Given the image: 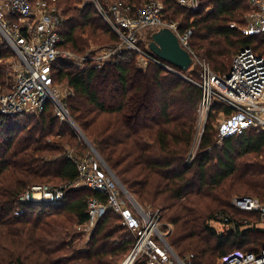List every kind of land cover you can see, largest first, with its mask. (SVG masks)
<instances>
[{"label":"trees","instance_id":"16d2710c","mask_svg":"<svg viewBox=\"0 0 264 264\" xmlns=\"http://www.w3.org/2000/svg\"><path fill=\"white\" fill-rule=\"evenodd\" d=\"M99 1L107 6L111 0ZM121 1L133 12L148 0ZM158 1L166 20L177 22L181 31L191 30V48L218 74L227 73L242 47L264 52L262 35L242 32L248 25L246 0H199L195 11L177 0ZM56 3L63 19L62 48L86 51L90 40L102 41L108 31V40L117 41L90 2ZM151 33L145 32L139 46L149 44ZM9 50L0 43V59ZM137 56L127 49L99 68L76 67L60 58L53 63V81H64L69 89L63 103L74 125L137 202L161 211L162 227L171 225L167 241L181 259L218 264L231 250L258 251L264 229L234 219L231 200L264 202V131L246 129L218 143L211 114L189 160L201 91L184 76L198 81L197 69L179 70L181 76L150 62L142 70ZM214 108L230 112L218 104ZM58 119L50 102L39 115H0V264H116L134 243L121 216L108 208L79 244L76 226L88 219V200L107 202L97 190L67 187L57 206L19 202L32 185L65 187L79 178L72 156H84L88 148L72 124ZM237 211L255 215L259 225L256 213ZM217 214L222 218L215 220ZM211 221L224 228L217 231Z\"/></svg>","mask_w":264,"mask_h":264},{"label":"built area","instance_id":"2783aa9c","mask_svg":"<svg viewBox=\"0 0 264 264\" xmlns=\"http://www.w3.org/2000/svg\"><path fill=\"white\" fill-rule=\"evenodd\" d=\"M94 5L102 19L125 46L136 52L145 61L153 62L171 72L179 70L157 58L146 43L140 48L138 41L146 31L163 27L171 29L180 45L192 59L190 68L195 67L198 81L194 82L201 91L197 107V122L204 125L212 113L220 114L217 127L218 143L226 137L242 134L246 129L264 131V52L251 47H242L234 55L227 73L214 72L208 62L190 46L191 30L181 31L178 23L166 20L163 5L158 0H148L135 11L121 0H111L104 6L99 0H88ZM181 6L193 11L199 9V0H177ZM249 12L245 16L248 25L242 29L244 35L264 37V0H246ZM62 15L56 0H0V43H4L15 55L11 65L12 81L0 92V115H39L48 101L53 103L54 113L60 120L72 124L64 103L53 87L52 65L57 59H71L65 51L60 34ZM119 47V46H118ZM120 48V47H119ZM113 52L106 53V57ZM82 59H86L83 57ZM180 73V72H179ZM214 104L229 108L217 111ZM81 134V133H80ZM82 136V134H81ZM83 138V136H82ZM88 153L73 157L79 178L65 187L32 185L20 197L19 202L60 205L67 187H85L102 192L107 202L91 198L87 202L88 219L76 226L82 237H88L107 211L112 208L134 236V243L126 257L117 264H190L181 259L167 241L171 225L162 227L161 211L144 208L122 186L118 178L106 165L95 148L83 138ZM91 146H90V145ZM194 154H190L192 160ZM232 206L241 211L254 212L259 218V227L264 229V202L253 197H234ZM19 208L15 215H19ZM222 218L216 215L215 220ZM218 264H264V246L258 251L231 250L218 259Z\"/></svg>","mask_w":264,"mask_h":264},{"label":"rangeland","instance_id":"374dc122","mask_svg":"<svg viewBox=\"0 0 264 264\" xmlns=\"http://www.w3.org/2000/svg\"><path fill=\"white\" fill-rule=\"evenodd\" d=\"M85 1L87 2L88 0H85ZM100 37H101L102 41H98L96 43H94L93 40H90L88 49L86 51H83V52H76L70 47V45H65L63 49L65 51L71 52V54H72V58L66 59V60L68 62H70L73 66H76V67H83L87 64L88 65L94 64L99 68V67L103 66V64L110 62L113 59H115L117 57V54L128 49L125 46H120L121 41H120L119 37H117V41L108 40L109 31L106 33V35L100 36ZM144 46H140V48H144ZM113 51H115V52L112 53L110 56L106 57V53L113 52ZM9 53H10V55H8V57L0 59V69L3 72V79H4V84L2 86H0V88H1L0 92L5 90L6 86L12 81L13 76H14V71L12 70L11 65L13 64V61H15V55L13 54V52L11 50H9ZM83 57H85L86 59H82ZM149 63H150L149 61L143 60L141 57H139V55L137 56V61H136L137 68L142 69V70H146ZM188 77H190V76H188ZM190 79L192 80V77ZM52 85L57 91L58 98H60V100L63 102V99L66 97V95L69 92L67 84L64 81L57 80L56 82L53 81ZM48 102H50V101H48ZM50 103L52 104L53 112H54L53 103L52 102H50ZM212 114H215V118L212 119L211 123L213 124L214 128H216L218 125V122L220 120V116H219L220 114H218V113H212ZM209 118L210 117H208V119L206 120L204 125L198 124V122L196 120V129H195V133H194L193 146H192V150H191L192 154H195V152L197 150V146L199 145V141H200V138L202 136L204 127L209 122ZM58 121H62V120L58 119ZM74 133H75L77 139L79 140L78 135H77L78 132L75 130ZM82 140H83V138H82ZM140 205L143 206L144 208L154 207L150 204H140ZM239 212L240 211H237V209H235V210L233 209L231 212L232 217L234 219L236 218L238 220L245 218L246 220L252 222L253 226H255V227L259 226V225H257V217L255 215H251L248 213L244 214L243 212L242 213H239ZM211 224L216 228L217 231H221L224 228L223 224L221 222H218V221H211ZM86 239H87V236L81 237L79 244H82V242L85 241ZM232 248L233 247L229 246V247H227V250L232 249ZM127 253H128V251L126 252V254L122 257V259L120 261H122L125 258ZM120 261H118L117 263H119ZM217 263H218V260H217Z\"/></svg>","mask_w":264,"mask_h":264},{"label":"water","instance_id":"95a60500","mask_svg":"<svg viewBox=\"0 0 264 264\" xmlns=\"http://www.w3.org/2000/svg\"><path fill=\"white\" fill-rule=\"evenodd\" d=\"M150 38L149 49L157 58L173 65L180 71L190 68L192 63L190 54L180 45L176 34L171 29L163 27L155 30L151 33ZM177 74L181 75L179 72ZM70 121L73 123L71 119Z\"/></svg>","mask_w":264,"mask_h":264}]
</instances>
